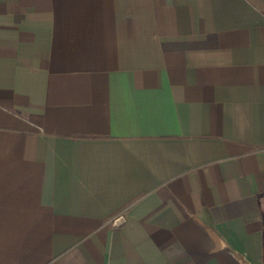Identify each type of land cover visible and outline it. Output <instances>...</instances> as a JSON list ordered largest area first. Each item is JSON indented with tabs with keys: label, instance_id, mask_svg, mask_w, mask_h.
<instances>
[{
	"label": "crops",
	"instance_id": "1",
	"mask_svg": "<svg viewBox=\"0 0 264 264\" xmlns=\"http://www.w3.org/2000/svg\"><path fill=\"white\" fill-rule=\"evenodd\" d=\"M0 264H264V0H0Z\"/></svg>",
	"mask_w": 264,
	"mask_h": 264
},
{
	"label": "water",
	"instance_id": "2",
	"mask_svg": "<svg viewBox=\"0 0 264 264\" xmlns=\"http://www.w3.org/2000/svg\"><path fill=\"white\" fill-rule=\"evenodd\" d=\"M123 221L122 218H118L116 221H115V225H118V223H121Z\"/></svg>",
	"mask_w": 264,
	"mask_h": 264
}]
</instances>
